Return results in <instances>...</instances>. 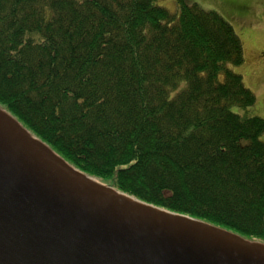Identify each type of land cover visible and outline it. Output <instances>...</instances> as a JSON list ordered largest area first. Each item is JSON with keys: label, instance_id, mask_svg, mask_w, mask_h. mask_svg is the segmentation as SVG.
Here are the masks:
<instances>
[{"label": "trees", "instance_id": "trees-1", "mask_svg": "<svg viewBox=\"0 0 264 264\" xmlns=\"http://www.w3.org/2000/svg\"><path fill=\"white\" fill-rule=\"evenodd\" d=\"M0 0V108L71 167L264 245V120L241 40L177 0Z\"/></svg>", "mask_w": 264, "mask_h": 264}, {"label": "water", "instance_id": "water-1", "mask_svg": "<svg viewBox=\"0 0 264 264\" xmlns=\"http://www.w3.org/2000/svg\"><path fill=\"white\" fill-rule=\"evenodd\" d=\"M0 264H264V245L104 186L0 108Z\"/></svg>", "mask_w": 264, "mask_h": 264}, {"label": "rangeland", "instance_id": "rangeland-1", "mask_svg": "<svg viewBox=\"0 0 264 264\" xmlns=\"http://www.w3.org/2000/svg\"><path fill=\"white\" fill-rule=\"evenodd\" d=\"M202 10L214 11L228 22L243 47L244 63L227 68L241 76L244 86L255 96L249 109L233 108L242 117L257 116L264 120V0H184ZM154 6L178 12L177 0H158ZM264 141V136L260 138Z\"/></svg>", "mask_w": 264, "mask_h": 264}]
</instances>
